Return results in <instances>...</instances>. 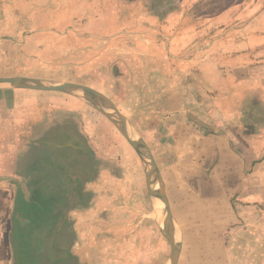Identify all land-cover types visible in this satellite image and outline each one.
Here are the masks:
<instances>
[{"label": "crops", "instance_id": "1", "mask_svg": "<svg viewBox=\"0 0 264 264\" xmlns=\"http://www.w3.org/2000/svg\"><path fill=\"white\" fill-rule=\"evenodd\" d=\"M54 5L60 6L55 9ZM88 5H95L99 14L91 17L90 24L86 23ZM36 11L42 23L53 22L63 27L78 18L84 20L80 27L101 25L104 33L123 22L127 25L123 35L130 68H142L147 80L158 71L154 75L159 85H164L166 90L175 86L184 110L194 113L195 108L198 110L195 113L206 118L205 121L215 115L224 119L217 130L208 125L180 126L181 141L184 146L189 143L192 156L201 163L197 180L205 179L201 175L205 166L210 170L206 179L219 182L218 191L226 192L231 205L229 212L236 217L237 210L246 218L248 213L258 211V237L254 243H258V264H264V0H52ZM41 30L33 33L38 46L54 48L56 31ZM40 33H46V41L39 40L44 37ZM81 39L87 42L86 37L79 36V46L84 47L67 66H63L62 60L52 59L50 51L35 60L17 56L14 64H8L3 57L6 51L2 49L0 77L84 83L77 75L89 71L94 73L93 81L85 84L103 90L98 86L105 85L98 77V66L87 65L86 61L95 51L82 45ZM35 44L28 46L27 41L14 48L31 51L39 48ZM70 52L65 45L63 53ZM108 52L111 56L116 54L112 47ZM169 97L166 95V99ZM106 120V115L83 93L0 84V261L3 264L7 258L15 264H105L100 251L89 258L81 246L93 244L96 241L93 235L99 233L98 226L90 223L101 213L99 203L94 202L97 161L100 158L102 165L101 157L106 156L107 150L112 151L106 147L108 138H98L101 128L109 123ZM40 158L46 162L39 180L48 183L36 184V192L44 199L54 196L62 208H54L49 225L34 228V223L45 224L38 220L42 214L31 219L23 217L17 212L22 199L16 202V197L22 195L23 175L32 176L33 165ZM232 197L239 199L237 209L233 207ZM11 210L16 211L14 219H9ZM78 216V221H74ZM238 228L252 226L246 223ZM72 229H77L76 239ZM104 244L109 246L106 264H122L123 253L132 255V260L137 262L145 254L146 243L142 238L131 237L121 242L106 237ZM76 246L80 251H76ZM239 257L240 254L232 253V260Z\"/></svg>", "mask_w": 264, "mask_h": 264}, {"label": "rangeland", "instance_id": "2", "mask_svg": "<svg viewBox=\"0 0 264 264\" xmlns=\"http://www.w3.org/2000/svg\"><path fill=\"white\" fill-rule=\"evenodd\" d=\"M46 1L0 0V51L2 49L6 51L3 57L7 58V63L14 64L17 56L19 59L24 56L27 61L30 57L35 60L36 57L45 56L50 51L51 58L62 60L64 66L71 61L70 59L78 58L79 49L84 47L79 46L78 38L81 35L83 38L86 37L87 42L84 43V39H81V44L95 51L86 60L87 65L98 66V77L105 82L103 83L105 85H98L102 87L101 90L85 84L93 81L94 73L89 71H83L76 77L84 81L81 82L82 84L106 94L117 105L132 123L135 137L142 139L149 153L156 160L162 173L176 226V239L181 242L176 264H258V243H254L255 237H258V211L248 213L246 218L240 216L237 210L236 217L234 213L229 212L231 205L226 192L218 191L219 182L206 179L210 170L205 166L202 169L206 173H201L205 179L197 180L201 163L194 155L192 156L191 146L187 147L189 143L185 144V147L181 141L183 133H181L182 129L179 130L180 126L208 125L209 128L217 130L223 125L224 119L215 115L213 119L205 121L206 118L195 113L198 111L195 108L194 113L188 109L184 110L182 100L179 98L180 94L175 92V86H170L166 90L164 85H159L158 77L154 75L158 71L153 72L151 80H147L142 68H130L126 59V38L123 35L127 25H123V22H119L117 28L105 33L100 29L101 25L98 26L99 28L95 25L80 27V22L84 20L79 21L78 18L67 22L63 27L53 22L42 23L38 21L39 14L36 10L52 3V0H48V3ZM59 6L54 5L55 9ZM140 7L143 8V5ZM96 8L95 5L87 6L86 23L92 22L91 17L99 16L96 14ZM39 29L56 31L58 36H55L54 48L47 45L38 46V39L33 33L40 32ZM45 34H42L44 37H41L40 41H46L48 36ZM117 40L122 42L116 44ZM27 41L28 46L36 43V48H39L31 51L15 50V45L20 48L21 43L27 44ZM65 45L71 51L69 54L63 53ZM115 45L119 46L115 47ZM110 47L116 50L113 56L108 52ZM2 61L0 60V64ZM53 74L60 76L57 72ZM166 95L170 97L166 99ZM106 118L109 123L101 128L98 138H108V141H105L106 147L112 151L107 150L106 156L101 157L102 165L100 158L97 161L98 185L95 187L97 189L94 202L99 203L101 213L90 223V226L93 224L98 226L99 233L94 232L96 241L93 244L83 243L81 248L85 253H89V258H91L90 254L94 256L100 251L104 256L102 262L106 264L108 262L106 251L109 247L104 244L106 237L121 242L131 237L142 238L146 243L143 245L145 254L142 255V259L137 262L132 260V255L123 253L120 256L122 264H167L172 252V242L164 221L167 216L165 204L161 196L156 197L154 194L159 181L155 176L148 177L149 169L144 166L139 154L123 133V126L118 125L108 116ZM129 132L133 133L132 128ZM38 154L41 155V150ZM45 162L46 159L40 158L33 165L32 176L26 178L27 174L23 175L22 195L16 197V202L22 199L17 212L23 217L31 219L42 214L38 220L45 224L34 223V228L49 225L54 208H62L54 196L44 199L36 192V184L48 183L46 180L40 181L42 177L40 171L44 168ZM231 199L233 207L237 209L239 199L236 197ZM247 205L252 206L249 202ZM15 212L12 210L9 212V219L10 217L14 219ZM78 219L79 216L77 219L74 218V221ZM246 223L252 228H238H242ZM71 231L76 239L77 229ZM14 236L16 239V235ZM77 247L75 248L78 252L80 249ZM96 247L98 249L95 250ZM120 247L126 249L125 244H121ZM233 252L237 256L240 254L239 259L232 260ZM0 264H3V261H0ZM5 264H15V262L7 258Z\"/></svg>", "mask_w": 264, "mask_h": 264}, {"label": "water", "instance_id": "3", "mask_svg": "<svg viewBox=\"0 0 264 264\" xmlns=\"http://www.w3.org/2000/svg\"><path fill=\"white\" fill-rule=\"evenodd\" d=\"M0 84H7L19 88L57 90L68 93H83L91 104H93L95 107L100 109L112 121H114L118 125L123 126L122 127L123 133L127 136L130 143L132 144L136 152L139 154L144 166L149 169L147 173L148 177L150 178V176H155L159 181V186L154 191V194L156 197L161 196L165 204V208L167 210V216L165 217L164 221L166 223L165 225L172 242V252L170 255V260L168 261L167 264H176L178 261V251L181 242L176 239V226L170 209L169 200L166 194L162 173L160 171V168L156 160L149 153L142 139L139 137H135L134 135L135 130L133 128L132 123L119 110L117 105L106 94L82 83L59 82L53 79H41V78H32L26 76H5V77L1 76ZM130 128H132L133 133L129 132Z\"/></svg>", "mask_w": 264, "mask_h": 264}, {"label": "bare ground", "instance_id": "4", "mask_svg": "<svg viewBox=\"0 0 264 264\" xmlns=\"http://www.w3.org/2000/svg\"><path fill=\"white\" fill-rule=\"evenodd\" d=\"M146 153V152H145Z\"/></svg>", "mask_w": 264, "mask_h": 264}]
</instances>
